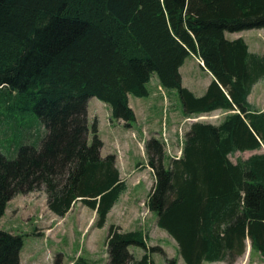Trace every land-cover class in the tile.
Returning a JSON list of instances; mask_svg holds the SVG:
<instances>
[{"label": "trees", "instance_id": "trees-1", "mask_svg": "<svg viewBox=\"0 0 264 264\" xmlns=\"http://www.w3.org/2000/svg\"><path fill=\"white\" fill-rule=\"evenodd\" d=\"M262 28L264 0H0V97L43 127L42 138L23 136L14 159L0 151V218L14 197L42 191L57 217L81 203L103 228L126 185L115 156H101L88 101L104 103L129 129L136 122L129 97H148L155 77L177 92L186 117L227 112L217 125L192 123L180 158L167 167L163 144H145L154 177L146 204L157 227L185 264H233L246 241L264 263V112L247 100L264 79V54L225 38ZM189 56L214 79L200 97L182 86L179 69ZM255 151L263 152L230 159ZM146 240L140 230L111 225L106 264L132 263V246L145 251L134 264H150L156 249ZM21 245L20 236L0 231V264H17ZM53 264H63L61 255Z\"/></svg>", "mask_w": 264, "mask_h": 264}, {"label": "rangeland", "instance_id": "rangeland-1", "mask_svg": "<svg viewBox=\"0 0 264 264\" xmlns=\"http://www.w3.org/2000/svg\"><path fill=\"white\" fill-rule=\"evenodd\" d=\"M225 38H241L251 46L253 53L264 54V28L225 33ZM201 64L199 59L198 62L195 60V56H189L179 69L182 86L192 91L195 96L203 95L210 80L208 73L201 69ZM259 82L253 95V102L256 104L264 102V79ZM147 87L148 97L130 96L131 104L138 114V123L135 122L129 129L112 120L105 106L103 110L93 111L94 102L103 105L96 98L88 103L89 114L93 111L89 126L98 117V136L105 143L101 155L114 153L112 155L116 158V167L126 185L125 192L108 214L104 227H95V212L81 203H76L65 217L59 218L49 211L44 192L18 195L7 203L0 218V231L20 236L22 239L17 264H53L57 255H61L63 264H74L79 258L87 264H106V236L111 225L119 226L126 232L142 231L147 236V248L156 249L148 252L150 264H168L167 260L185 264L178 254L175 241L157 227L155 215L147 208V198L153 188L154 177L151 169L144 167L147 164V158L144 157L145 144L150 138H156L163 144L164 165L167 167L171 157H179L185 134L192 123L218 124L227 112L223 114L216 110L209 114L186 117L175 90L161 88L155 78ZM149 104L152 105L151 110H148ZM1 118L9 120L8 124L0 125V151L8 159L16 157L20 144H26L24 135L31 133V139L28 137L27 142L36 136L43 137V127L34 113L10 111L0 97V123ZM149 121H154L153 125L157 124L159 133L156 137L145 126ZM91 138L90 135L89 141ZM116 141H127L130 144L128 152L116 147ZM261 152L263 151L236 153L230 159L236 162L238 158L247 159L254 153ZM129 251L134 261L140 260L145 254L143 249L135 246L130 247ZM134 261L129 264H134ZM233 264L264 263L258 253L250 252L249 241H246L244 255Z\"/></svg>", "mask_w": 264, "mask_h": 264}, {"label": "crops", "instance_id": "crops-1", "mask_svg": "<svg viewBox=\"0 0 264 264\" xmlns=\"http://www.w3.org/2000/svg\"><path fill=\"white\" fill-rule=\"evenodd\" d=\"M230 41H232V40H230ZM247 44V43H246ZM247 46H248V50H249V52L250 53H252V54H255V53H253L252 52V49H251V46L249 45V44H247ZM257 55H259V54H257ZM262 55V54H261ZM195 60L198 62V59L195 57ZM200 66V65H199ZM201 67V66H200ZM201 69L203 70V71H205V72H207L206 70H204L202 67H201ZM208 73V72H207ZM208 75H209V78H210V80H209V82L207 83V87L209 86V84L214 80L213 79V77H212V75L210 74V73H208ZM155 78V77H154ZM182 78V77H181ZM156 79V78H155ZM157 80V79H156ZM261 81V80H260ZM158 82V81H157ZM258 84H260V82H257L254 86H253V88H252V90H251V93H250V95L248 96V98H247V100H248V103L253 107V109L254 110H256V111H258V112H264V102L263 103H258V104H256V102H253V95H254V90H255V88H257V86H258ZM207 87H206V89H207ZM206 89H205V91H206ZM192 92V91H191ZM193 93V92H192ZM203 93V92H202ZM205 93V92H204ZM203 93V94H204ZM196 96H198V97H200V96H202V94H200V95H196ZM131 97H129V105H130V107H131V109L134 111V114H135V117H136V123H138V114H137V112H136V108L131 104V99H130ZM92 99V98H91ZM91 99H89V101H88V103L90 102V100ZM140 100V99H139ZM93 106H94V110L93 111H97V109L99 110V109H102L103 110V108H104V106H105V109H106V111L108 112V115L109 116H111V112H110V109L108 108V106H106L104 103H103V105L101 104V103H98V102H94V104H93ZM151 108H152V105H150L149 104V108H148V110H151ZM96 109V110H95ZM92 111V112H93ZM221 113H223V114H226V112L224 113V111H222V110H219ZM92 112L89 114V112H88V109H87V119H88V124L90 123V115L92 114ZM94 119H95V117H94ZM96 122H97V129H98V117H97V119L95 120ZM147 122V121H146ZM153 123H154V121H149L148 123H145V126L147 127V129L151 132V133H153V134H155L154 135V137H156L157 135L156 134H158L159 132H158V129H156V125L157 124H154L153 125ZM120 124H122V123H120ZM211 124V123H210ZM219 124V123H218ZM213 125H217V124H213ZM144 126L142 125L141 126V128H143ZM133 135V134H132ZM134 137V136H133ZM147 140H149V139H147ZM102 143H103V147H102V149H101V153H102V151H103V149H104V146H105V143L102 141ZM115 146L116 147H121V149L123 150V152H128V150H129V146H130V144L127 142V141H116L115 142ZM114 149V148H113ZM112 154H114V153H112ZM254 154H257V153H254ZM107 155V154H106ZM105 155V156H106ZM102 156V155H101ZM105 156H102V157H105ZM144 157H146L145 156V152H144ZM234 163V162H233ZM145 168L147 167L148 169H150L148 166H147V164H146V166H144ZM141 168V167H140ZM69 213V212H68ZM67 213V214H68ZM66 214V215H67ZM65 215V216H66ZM64 216V217H65ZM204 264H206V263H204Z\"/></svg>", "mask_w": 264, "mask_h": 264}, {"label": "built area", "instance_id": "built-area-1", "mask_svg": "<svg viewBox=\"0 0 264 264\" xmlns=\"http://www.w3.org/2000/svg\"><path fill=\"white\" fill-rule=\"evenodd\" d=\"M180 156H181V152H180V154H179V157H175V159H178V158H180ZM172 158H174V157H172Z\"/></svg>", "mask_w": 264, "mask_h": 264}]
</instances>
